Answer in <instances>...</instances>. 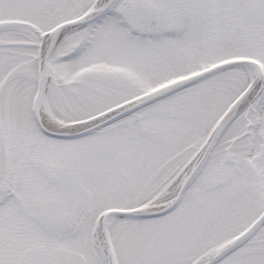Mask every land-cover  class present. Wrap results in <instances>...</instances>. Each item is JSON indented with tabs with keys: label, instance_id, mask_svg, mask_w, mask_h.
I'll use <instances>...</instances> for the list:
<instances>
[{
	"label": "snow or ice",
	"instance_id": "snow-or-ice-1",
	"mask_svg": "<svg viewBox=\"0 0 264 264\" xmlns=\"http://www.w3.org/2000/svg\"><path fill=\"white\" fill-rule=\"evenodd\" d=\"M0 264H264V0H0Z\"/></svg>",
	"mask_w": 264,
	"mask_h": 264
}]
</instances>
